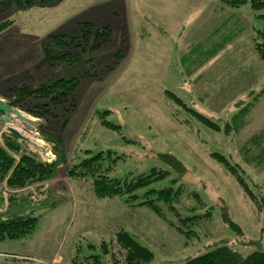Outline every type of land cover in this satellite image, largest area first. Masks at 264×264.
<instances>
[{
    "label": "rangeland",
    "instance_id": "1",
    "mask_svg": "<svg viewBox=\"0 0 264 264\" xmlns=\"http://www.w3.org/2000/svg\"><path fill=\"white\" fill-rule=\"evenodd\" d=\"M123 10L121 1L59 0L26 9L12 6L0 15V24L7 23L0 29V99L27 118L23 122L13 116L11 124L0 119V146L17 161L23 154L43 163L62 160L52 179L24 190L10 189L6 181L0 183V222L29 215L39 218L34 233L0 242V255H20L18 260L0 257V264H95L93 256H100L103 264H120L115 258L123 260L121 255H106L102 246L105 243L117 253L115 235L122 229L155 253L149 264H182L223 244L244 255L264 251V214L213 156L218 153L241 165L249 183L264 189V94L258 95V90L248 95L247 104L238 97L228 107L223 103L229 101L224 91L218 97L209 81L208 91L214 92L208 97L210 106L202 103L195 85L198 66L184 65L191 74H178L180 65L170 64L156 33L145 44L136 39L135 50L128 44L123 49L125 29H139V18L126 24ZM236 11L244 20L237 26L238 48L249 55L251 46L256 52V31L264 29V9L256 11L248 3ZM84 20L92 24L94 35L82 49L75 42L67 48L82 58L72 64L46 62L44 47L54 45L50 37L78 35ZM105 27L112 29L107 43L95 34ZM111 64L112 69L103 73ZM72 78H78L80 85L71 112L60 106L55 109L57 117L36 116L28 108L45 101L18 98L19 90ZM250 104L254 109L240 115ZM191 110L221 130L208 127ZM237 117L239 123L243 119L240 127H229L226 132V124L234 125ZM10 127L27 139H18L21 152L6 147L4 138L10 136ZM99 154L111 178L135 177L151 170L167 172L164 180L138 193L167 186L180 190L176 208L183 217L209 213L196 227L198 235L187 239L145 207H130L119 198L99 199L91 179L67 175V167ZM226 219L238 224L243 235L232 231Z\"/></svg>",
    "mask_w": 264,
    "mask_h": 264
},
{
    "label": "trees",
    "instance_id": "2",
    "mask_svg": "<svg viewBox=\"0 0 264 264\" xmlns=\"http://www.w3.org/2000/svg\"><path fill=\"white\" fill-rule=\"evenodd\" d=\"M58 1L59 0H0V15L12 6L26 9L37 4H54ZM218 1L231 9H239L248 3L256 11L264 9V0ZM261 17L264 16L262 15ZM6 25L7 23H1L0 29L4 28ZM95 34L98 39L102 38L104 40L103 43H107L111 40L112 29L110 27H105L103 30H97ZM92 35H94V31L92 30V24L89 22H84L80 25V32L78 35H52L50 39L54 45L44 47L45 61L51 64L56 62L72 64L79 61L82 55L72 54L67 48L72 42H75L76 47L81 49L84 48ZM254 39L256 52L264 61V29L257 30ZM100 43L103 44L102 42ZM97 47L99 46H95L94 48ZM112 67L113 64L107 66L102 72H108ZM79 85L80 80L78 78L58 79L46 85L19 90L18 98H20V100L34 99V101H45V103L41 105L36 104L28 109L32 110V113L36 116L47 118L50 116L55 117L57 115L55 111L59 113V111L55 109L60 106H64V112H71L72 109L75 108V91ZM8 104L11 105V103ZM251 106L252 104H250L246 110H243L240 115H247ZM191 112L195 113V115L208 127L221 130V127L210 119L194 110H191ZM2 115L3 113L0 112V116ZM242 121L243 119L241 122ZM240 123L237 117L233 122L234 125H231L232 123H227L224 128L226 132H228L229 127L234 126L237 129V127H240ZM105 125L109 128L116 129L115 126L109 123H105ZM4 141L9 151H22L21 144H19L18 138L14 135L10 134L9 137L5 136ZM213 156L223 164L226 170L236 179L244 193L257 206L258 210L264 214V189L255 183H249L245 169H243L241 165L232 163L230 159L218 153L213 154ZM104 161L105 159L102 157V154H99L84 160L78 165L67 167V175L77 179H91L94 195L99 199L119 198L130 207H145L153 211L159 218L165 221V223L175 228L187 239L197 234L196 227L200 225L202 219L207 218L209 213L204 216L190 215L183 217L178 208H176V203L180 197V190H175L173 187L167 186L161 189L151 188L143 195H139L138 193L142 189L164 180L167 177V172L151 170L147 174L135 177L127 176L123 179L111 178L108 176L109 169L108 167L105 168ZM60 163H62V160L59 159L51 164L43 163L30 154H23L17 161L8 153L7 149L0 146V183L6 181L10 189L24 190L28 186L52 179ZM254 188L258 189L257 193L254 192ZM195 196L197 197L196 194ZM38 221V217L29 215L24 218L9 220L8 222H0V242L4 240H19L27 237L34 233ZM226 221L231 230L238 236L243 235V231L238 224L227 219ZM262 230L264 231V227ZM115 243L118 245L117 253L110 247L107 248L105 243L102 246L104 249L103 253L106 255L111 254L113 257L121 255L123 260L115 258L120 264H149L155 259V253L147 246H144L133 234L125 229L119 230L118 233H116ZM91 258H94L97 264H103L100 262V256H93ZM182 264H264V251H254L249 255H244L235 247L223 244L217 245L213 249L197 255L196 257L189 258Z\"/></svg>",
    "mask_w": 264,
    "mask_h": 264
},
{
    "label": "crops",
    "instance_id": "3",
    "mask_svg": "<svg viewBox=\"0 0 264 264\" xmlns=\"http://www.w3.org/2000/svg\"><path fill=\"white\" fill-rule=\"evenodd\" d=\"M102 1L104 3L121 1L126 24L134 17L139 18V29H136L137 27L125 29L124 41L127 42L123 49H126L128 44L129 49L135 50L136 39L141 43H148L154 32L160 40L159 48H165L170 64L173 62L175 66L180 65L179 68L176 67L178 74H191L184 69V65L198 66L194 70L195 80H198L195 85L196 94L201 98L202 103H208L210 106L208 97L216 91L218 97L224 91L223 95L228 97L229 101L223 103L228 107L233 105L238 97L246 102V97L258 90H260L258 95L264 94V89L261 88L264 86V61L256 54L254 46H251L249 55L238 48L237 26L240 20L242 22L244 20L240 18L236 9L228 8L218 0ZM132 4L136 9L131 8ZM145 4L148 6H144ZM143 10L148 11L143 13ZM115 15L119 16V13ZM84 21L88 22V20ZM145 46L147 45H142ZM205 73L207 77L203 76ZM186 80L191 79L186 76ZM209 81L214 89L212 94L208 91ZM253 98H255L254 102H259L256 96ZM254 107L253 104L250 109ZM211 109L205 108L210 112H219V110L215 111L216 108ZM7 254L0 257L17 259L20 256Z\"/></svg>",
    "mask_w": 264,
    "mask_h": 264
},
{
    "label": "water",
    "instance_id": "4",
    "mask_svg": "<svg viewBox=\"0 0 264 264\" xmlns=\"http://www.w3.org/2000/svg\"><path fill=\"white\" fill-rule=\"evenodd\" d=\"M0 112L3 113V116L0 119L4 123L11 124L13 116H16L19 120L23 122L27 121L26 116H24L18 109H15L2 99H0ZM9 132L19 140L27 141V139L16 128L10 127Z\"/></svg>",
    "mask_w": 264,
    "mask_h": 264
}]
</instances>
